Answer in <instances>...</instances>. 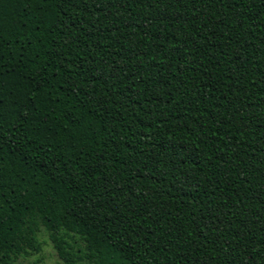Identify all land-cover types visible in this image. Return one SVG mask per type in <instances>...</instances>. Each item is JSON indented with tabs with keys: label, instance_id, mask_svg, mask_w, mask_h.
I'll list each match as a JSON object with an SVG mask.
<instances>
[{
	"label": "trees",
	"instance_id": "trees-1",
	"mask_svg": "<svg viewBox=\"0 0 264 264\" xmlns=\"http://www.w3.org/2000/svg\"><path fill=\"white\" fill-rule=\"evenodd\" d=\"M264 264V0H0V264Z\"/></svg>",
	"mask_w": 264,
	"mask_h": 264
},
{
	"label": "rangeland",
	"instance_id": "rangeland-1",
	"mask_svg": "<svg viewBox=\"0 0 264 264\" xmlns=\"http://www.w3.org/2000/svg\"><path fill=\"white\" fill-rule=\"evenodd\" d=\"M40 245L38 252H29L26 256H20L17 264H62L56 257L46 234L40 230L37 234Z\"/></svg>",
	"mask_w": 264,
	"mask_h": 264
}]
</instances>
